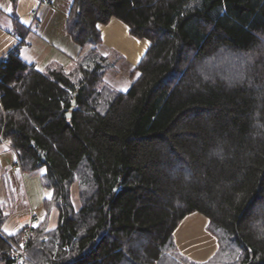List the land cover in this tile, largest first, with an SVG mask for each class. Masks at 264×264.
I'll return each mask as SVG.
<instances>
[{"label":"trees","instance_id":"obj_1","mask_svg":"<svg viewBox=\"0 0 264 264\" xmlns=\"http://www.w3.org/2000/svg\"><path fill=\"white\" fill-rule=\"evenodd\" d=\"M17 2L0 134L58 212L55 228L34 227L24 264H264V0H72L79 53L42 70L20 57ZM113 17L150 42L124 91L99 51L98 24ZM193 212L217 240L205 261L174 238ZM8 216L0 201V264L24 237L4 231Z\"/></svg>","mask_w":264,"mask_h":264},{"label":"crops","instance_id":"obj_2","mask_svg":"<svg viewBox=\"0 0 264 264\" xmlns=\"http://www.w3.org/2000/svg\"><path fill=\"white\" fill-rule=\"evenodd\" d=\"M51 3V0H49V2L44 0H18L15 10V15L19 22L28 29L24 37V43L19 48L20 57L26 63L34 65L38 70L44 69V67L51 62H58L64 66H67L73 59L77 57L79 53V47L72 41L71 38L70 42H64L63 45L60 42L48 38L45 36V34L39 31L38 28L40 24L37 22L38 13L43 7V4ZM44 8L46 9V6ZM32 11H35V15H32ZM1 16L4 17L7 22H9L10 27H8V30H2L0 28V45L1 43H5L7 38H10L12 35L8 41L9 44L5 48L7 52L3 54L6 55L7 53L17 49L18 43L20 41V39L16 36V31H14L13 27L10 0H0V17ZM109 26H111V28H108ZM98 28L101 31L102 37V44L99 45L101 47V54L108 56L109 58L112 50H114V52L120 54L119 59L126 58V61L129 64L127 67L126 77H121L117 73L114 77L109 78L108 73L118 70L117 68H108V73L105 74L107 83L118 90L124 91L128 88L132 80L138 75V72H135L133 77L130 76L132 69L140 62L141 58L148 49L150 42L147 39H137L130 35L128 26L115 17L111 18L108 24H98ZM105 28L107 29L105 30ZM10 29L13 34H11L12 32ZM106 39L110 42H108ZM137 42H143L141 48H137L139 46V43ZM117 44H119L122 49L117 46ZM125 50L131 52V59ZM3 59L4 58H0V61ZM117 85L121 86V88H117ZM0 164L4 166L3 168L5 170V172L2 173L5 175V179L2 183V185H4L3 189H7L6 193L13 195L12 187L10 185L11 177L7 171L11 168L15 169V167H17L18 159L16 152L11 149L6 142L2 141L1 134ZM37 180L38 181L35 183L32 179H26L29 184L33 183L35 186L37 182H39V184L41 182V180ZM26 194V204L16 213H14L15 202H12L13 204L9 205L10 201L8 200V202L5 200L7 197L4 195L5 197L3 198V196L0 195V201L5 202L8 205L9 210V216L4 224V231L7 229V231H5L7 234L20 231L25 221L29 219L31 213L34 215H39L36 214L35 209L38 206V203L44 197L43 194L38 192L37 200H34L32 194ZM46 211L44 215L46 219L41 218L39 215V221L41 222V219H44L47 223V228L53 229L58 223V212L56 208H51L49 213H46ZM207 221V217L202 213L193 212L187 214L174 231V238L179 251L192 260L205 261L213 255L217 248L216 237L206 228Z\"/></svg>","mask_w":264,"mask_h":264},{"label":"rangeland","instance_id":"obj_3","mask_svg":"<svg viewBox=\"0 0 264 264\" xmlns=\"http://www.w3.org/2000/svg\"><path fill=\"white\" fill-rule=\"evenodd\" d=\"M52 3L51 4H43V7L40 9L38 16H37V22L40 24L39 26V31L42 32L43 34H45V36H47L50 39H53L57 42H60L61 44L64 45V42H70L71 39L68 36V34L65 31V27H66V19L68 16V11L70 9V5L72 0H51ZM48 5V6H47ZM46 6V9L44 8ZM8 27H10L9 22L6 21V19L4 17H0V28L2 30H8ZM108 28H111V26H109ZM107 28H105L106 30ZM104 30V32H105ZM11 31V29H10ZM12 32V31H11ZM13 34V32L11 33ZM12 36V35H11ZM10 36V38H11ZM7 38V41L5 43H1L0 45V58H6L8 53L6 55H3L5 52H7V50L5 49L7 47V45L9 44V39ZM13 38V37H12ZM128 38V37H127ZM130 39V38H128ZM107 40V39H106ZM1 41V39H0ZM108 41V40H107ZM110 42V41H108ZM139 43V46L137 48H141L143 45V42H137ZM117 46H119V44H117ZM120 47V46H119ZM121 48V47H120ZM122 49V48H121ZM103 50V49H102ZM99 51L101 52V47L99 46ZM127 52V54L129 55V58L131 59V52L125 50ZM120 54H118L117 52H114V50H112V53L110 54L109 58H108V67L109 68H117L118 70H114L111 73H108V71L106 72V74L108 73V77L112 78L115 76V74L118 73V75H120L121 77H126V73H127V67L129 66V64L126 61V58H120L119 59ZM244 58V57H243ZM245 62L247 63L248 60H246L244 58L243 62L241 63V67L245 64ZM249 63V62H248ZM224 67L226 65V62L222 64ZM226 67H224L223 69H225ZM228 74V73H226ZM231 79H243L241 75H239V73H231ZM133 77V75H130ZM106 81V79H105ZM117 88H121V86H116ZM1 166V174L5 172L4 170V166L2 164H0ZM12 169V170H11ZM7 171L9 176L11 177V181H10V185L12 187V191H13V195L10 193H6L7 189H3L2 183L5 179V175L2 174L1 176V180H0V195L3 196V198L6 196L7 199L5 200H9V205H12V202H15V210L14 213L18 212L19 209H21L22 207H24V205L26 204V197L27 194H32V196L34 197V200H37V194L42 193L43 194V198L41 199V201L38 203V206L36 207L35 211L36 214H39L41 218L46 219V217H44L45 215V211L46 206H45V199L49 198L51 196V191L47 190L44 188V186L42 185V183L37 182L36 186L33 185V183H28V181H26V179H32L35 183L36 181H38L37 179H39L40 181V172H35V173H24L21 171L19 164H17V167L11 168ZM76 187H74V202L75 204L78 206L79 205V199H78V195H76ZM5 195V196H4ZM47 213V211H46ZM31 215H34L31 213ZM30 215V216H31ZM39 215H35L39 220L40 217H38ZM48 216V214H47ZM30 218V217H29ZM41 219V220H44ZM40 222V221H39ZM15 245V244H14Z\"/></svg>","mask_w":264,"mask_h":264},{"label":"built area","instance_id":"obj_4","mask_svg":"<svg viewBox=\"0 0 264 264\" xmlns=\"http://www.w3.org/2000/svg\"><path fill=\"white\" fill-rule=\"evenodd\" d=\"M44 1L49 2V0ZM32 15H35V11H32ZM38 223L39 219L35 215H31L30 218L23 224L22 230L24 233V237L19 245L15 244L12 247L11 264H24L27 258V247L29 238L33 233L34 227Z\"/></svg>","mask_w":264,"mask_h":264},{"label":"water","instance_id":"obj_5","mask_svg":"<svg viewBox=\"0 0 264 264\" xmlns=\"http://www.w3.org/2000/svg\"><path fill=\"white\" fill-rule=\"evenodd\" d=\"M74 104H75V101L72 102V107L74 106ZM68 116H70V113H68ZM117 189H118V185H116V187H115V190H117Z\"/></svg>","mask_w":264,"mask_h":264},{"label":"snow or ice","instance_id":"obj_6","mask_svg":"<svg viewBox=\"0 0 264 264\" xmlns=\"http://www.w3.org/2000/svg\"><path fill=\"white\" fill-rule=\"evenodd\" d=\"M5 231H7V229H5ZM9 234H14V233H9Z\"/></svg>","mask_w":264,"mask_h":264}]
</instances>
